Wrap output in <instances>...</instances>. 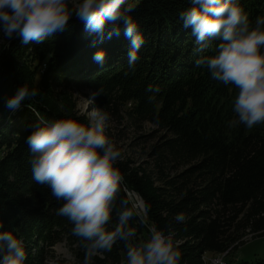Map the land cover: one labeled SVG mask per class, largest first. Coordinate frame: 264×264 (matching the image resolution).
Listing matches in <instances>:
<instances>
[{"label": "trees", "instance_id": "1", "mask_svg": "<svg viewBox=\"0 0 264 264\" xmlns=\"http://www.w3.org/2000/svg\"><path fill=\"white\" fill-rule=\"evenodd\" d=\"M127 3L135 5L130 15L144 38L132 67L123 29L94 43L75 17L65 31L41 44L24 45L15 37L1 47L0 231L23 240L25 264H48V254L59 243L66 245L73 264H83L81 239L72 234V223L57 215L63 201L32 179L27 137L39 117L87 124L77 98L86 90L90 111L108 112L118 123L126 120L120 138L145 123L155 130L140 138L162 132L145 162L135 166L124 154L117 161L123 180L106 227H115L120 205L126 202L135 212L129 221L136 233L131 246H142L149 228L156 226L175 231L180 264H206L212 258L223 264H264V247L228 262L240 233L249 229L256 238H264V124L248 129L230 123L236 119L233 102L238 90L196 66L200 56L215 54L218 42L198 51L191 29L183 28L179 19L190 0ZM239 3L250 25L264 16V0ZM98 49L105 52L103 64L93 59ZM21 85L37 94L18 109H9L6 100ZM133 195L142 201L144 212L135 208ZM179 213L185 222L175 221ZM126 253L125 243L118 240L110 251H98L92 264H126Z\"/></svg>", "mask_w": 264, "mask_h": 264}, {"label": "clouds", "instance_id": "2", "mask_svg": "<svg viewBox=\"0 0 264 264\" xmlns=\"http://www.w3.org/2000/svg\"><path fill=\"white\" fill-rule=\"evenodd\" d=\"M190 5L180 12L179 19L183 28L191 29L200 46L198 51L208 49L212 41L218 42L215 54L200 56L196 66L238 90L233 102L236 119L230 123L248 129L264 124V16L250 25L239 0H190ZM134 10L135 5L126 4V0H0V35L8 41L19 37L24 45L41 44L65 31L75 17L94 43L119 35L123 29L130 41L128 65L132 67L144 43L130 15ZM93 59L103 64L104 50L98 49ZM36 94L21 85L7 98L6 106L16 110ZM109 120L110 114L99 109L92 112L87 124L73 118L39 117L30 125L27 137L32 179L46 185L57 201H63L57 215L66 217L73 225L72 234L81 239L83 264H92L98 251H110L118 240L127 248L126 264H180L174 230L151 226L143 245L131 246L136 233L129 221L135 212L126 202L120 205L115 227H106L123 180L116 167L122 153L105 135ZM174 219L183 223L186 217L179 213ZM25 259L23 240L11 231H0V264H25Z\"/></svg>", "mask_w": 264, "mask_h": 264}, {"label": "rangeland", "instance_id": "3", "mask_svg": "<svg viewBox=\"0 0 264 264\" xmlns=\"http://www.w3.org/2000/svg\"><path fill=\"white\" fill-rule=\"evenodd\" d=\"M74 2V0H70V3ZM9 42L6 38H3L0 35V50L3 45ZM83 96H78L79 109L86 114L87 118L90 119L93 111H90L91 101L89 98V92L84 90L82 91ZM126 120H123L122 123H118L115 120L110 119L106 125L105 135L108 137L112 134V139H110L113 143H116L119 148H121L122 154H124L127 158L131 159L135 166H138L142 162L147 160L145 154L149 150V148L156 142L157 137H159L162 132L158 133L155 137L151 138H140L142 136H147L151 134L155 128L145 123L141 130L135 131V129L130 128L124 132V137H119V132L125 125ZM133 197V196H132ZM136 198V199H135ZM135 203L138 202V198L136 196L133 197ZM249 230V229H248ZM245 230L240 233V237L237 242L233 245L235 250L231 248L229 251L230 257L228 258V262L233 261L235 258L241 257L247 253H250L253 249H263L264 247V238H256L255 234H252L250 231ZM264 251V250H263ZM207 258L209 256L207 255ZM62 261L63 264H73V258L71 253L68 251L66 245L64 243L57 244L53 249L52 253L48 254L47 262L48 264H58V262Z\"/></svg>", "mask_w": 264, "mask_h": 264}, {"label": "water", "instance_id": "4", "mask_svg": "<svg viewBox=\"0 0 264 264\" xmlns=\"http://www.w3.org/2000/svg\"><path fill=\"white\" fill-rule=\"evenodd\" d=\"M133 197H134V195H133ZM134 206H135V208H139V210H140L141 212H144V205H143V203H142L141 200H139V202L135 203Z\"/></svg>", "mask_w": 264, "mask_h": 264}, {"label": "built area", "instance_id": "5", "mask_svg": "<svg viewBox=\"0 0 264 264\" xmlns=\"http://www.w3.org/2000/svg\"><path fill=\"white\" fill-rule=\"evenodd\" d=\"M208 263H215V264H217V259L212 258L209 261H206V264H208Z\"/></svg>", "mask_w": 264, "mask_h": 264}, {"label": "bare ground", "instance_id": "6", "mask_svg": "<svg viewBox=\"0 0 264 264\" xmlns=\"http://www.w3.org/2000/svg\"><path fill=\"white\" fill-rule=\"evenodd\" d=\"M130 194H131V193H130ZM130 194H129V195H130ZM129 195H128V196H129ZM137 196H138V195H137ZM135 199H136V198H135ZM138 202H139V200H138ZM216 259H217V264H223V263H222V260H221L220 258H216ZM210 264H215V263H210Z\"/></svg>", "mask_w": 264, "mask_h": 264}]
</instances>
